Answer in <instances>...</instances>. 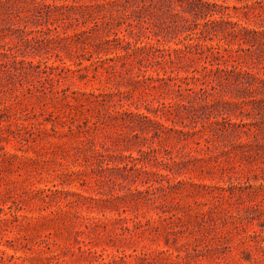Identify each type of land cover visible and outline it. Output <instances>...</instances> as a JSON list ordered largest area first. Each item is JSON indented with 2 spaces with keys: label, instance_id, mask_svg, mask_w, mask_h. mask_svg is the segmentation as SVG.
<instances>
[{
  "label": "rangeland",
  "instance_id": "374dc122",
  "mask_svg": "<svg viewBox=\"0 0 264 264\" xmlns=\"http://www.w3.org/2000/svg\"><path fill=\"white\" fill-rule=\"evenodd\" d=\"M0 264H264V0H0Z\"/></svg>",
  "mask_w": 264,
  "mask_h": 264
}]
</instances>
